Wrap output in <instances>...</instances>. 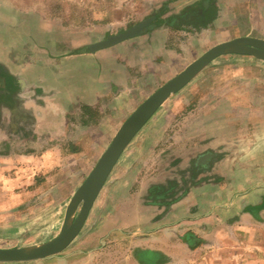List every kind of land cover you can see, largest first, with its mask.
Instances as JSON below:
<instances>
[{
  "label": "rangeland",
  "instance_id": "374dc122",
  "mask_svg": "<svg viewBox=\"0 0 264 264\" xmlns=\"http://www.w3.org/2000/svg\"><path fill=\"white\" fill-rule=\"evenodd\" d=\"M203 1L0 0V40L8 45L0 69L10 76L12 59L25 65L34 56L38 64L46 56L90 52L92 44L143 21L153 27L136 36L156 29L164 50L159 73L137 76L131 92L106 84L96 106L81 104L69 113L60 135L32 133L35 116L43 112L41 93L34 85L23 90L12 76L15 91L0 97V248L56 236L72 194L134 108L212 45L244 36L246 21L234 28L228 20L224 26H202ZM207 1L215 16L220 5L222 16L245 15L239 10L243 6L234 5L240 0ZM0 80L1 87L5 81ZM229 167L243 171L235 180L224 179ZM249 168L261 178L244 180ZM205 184L241 193L264 188V62L251 56L217 57L158 107L120 154L63 251L43 260L0 264H264L261 193L252 198L258 203L241 204L242 221L236 217L238 199L234 210L217 213L210 222L174 228L197 199H186L189 191ZM154 185L166 189L161 204L149 197ZM182 200L187 201L180 213L170 217L172 205ZM143 252L153 254L147 259Z\"/></svg>",
  "mask_w": 264,
  "mask_h": 264
},
{
  "label": "crops",
  "instance_id": "0c3cea01",
  "mask_svg": "<svg viewBox=\"0 0 264 264\" xmlns=\"http://www.w3.org/2000/svg\"><path fill=\"white\" fill-rule=\"evenodd\" d=\"M234 5L243 6L239 10L244 12L245 15L222 16L224 9L220 5L219 14L214 16L212 21L207 24L208 27L216 24L224 26L223 23L228 20V25L234 28L238 22L243 23V21H246L244 36L256 34L257 38L264 39V3L261 0H240L238 2L235 1ZM251 5L252 7L250 8ZM256 5L257 8H254ZM248 12H255V15ZM157 33L158 30L154 29L150 35L134 36L93 53L76 51L56 58L46 56L40 62L38 61V64H35L36 58L34 56L28 57V62L30 63L25 65L15 63L12 59L9 72L12 76L18 78V83H20L23 90H27L29 85H34L35 91L41 93L40 99L39 97L38 99L42 101L43 105L40 108L38 107V109L43 112L42 116H35L37 125H35L32 133H44L47 136L63 134L69 113L81 104L90 107L96 106L100 91H106V84L121 86L123 89L119 91L120 93L131 92L133 91L132 87L137 84V76L144 77L159 73L162 69L164 50L163 41L157 36ZM7 46L4 41L0 40L1 61L4 60L5 55L7 56V53L3 51ZM42 61L44 62L43 64ZM210 147L214 146L210 144ZM223 162V160L220 161V165ZM226 169L229 170L222 177L229 180H235L240 171H243L239 170L240 168L233 169L229 167ZM259 175V172H252L251 168H249L246 172V177L242 178L249 182L261 178ZM235 186L238 188V183H235ZM237 191H229L227 186L223 187L219 184H205L198 188L193 187L187 194L186 199L191 196L197 199L192 206L184 210L187 217L175 220L174 223L179 225H174V228L196 225L200 222H210L217 213L234 210L240 199L239 212L241 215L236 217H240L242 221L246 217V214L243 213L245 210L242 205L250 206L258 203L257 200H252V198L257 196L258 193L264 196V188L256 186L246 192ZM226 198H228V202L220 204ZM183 201L187 200H182L172 205L170 217H175L180 213ZM190 202L192 203V201ZM232 220L237 222L236 219ZM145 245L147 248H154L152 247L153 245Z\"/></svg>",
  "mask_w": 264,
  "mask_h": 264
},
{
  "label": "water",
  "instance_id": "95a60500",
  "mask_svg": "<svg viewBox=\"0 0 264 264\" xmlns=\"http://www.w3.org/2000/svg\"><path fill=\"white\" fill-rule=\"evenodd\" d=\"M148 27H153V25H148L147 21H143L92 44L88 49L94 52L113 46L142 33ZM224 55H247L264 62V39L239 36L214 44L180 72L161 84L138 104L117 128L105 150L68 201L57 235L38 244L0 248V263L43 260L63 251L79 233L106 178L134 135L171 94L180 90L214 59ZM0 72H2L1 69ZM209 156L208 153L199 160L203 161Z\"/></svg>",
  "mask_w": 264,
  "mask_h": 264
},
{
  "label": "trees",
  "instance_id": "16d2710c",
  "mask_svg": "<svg viewBox=\"0 0 264 264\" xmlns=\"http://www.w3.org/2000/svg\"><path fill=\"white\" fill-rule=\"evenodd\" d=\"M201 10L204 12V14L206 16H203V18L201 20L202 21V26H205L207 25L208 23H210L212 21V19L214 18L215 16V8L214 6H212L209 1L206 0V2H202L201 3ZM0 78H3L5 83L3 85V88H4V91L7 93V94H10L12 92L15 91L17 85L16 83L14 82L13 80V77L4 73V72H0ZM205 162V161H204ZM151 189V193L149 195L150 199L152 200L151 202L153 203H158V204H161L162 201L167 198V194L165 193L166 192V189H164L163 186L161 185H154L153 187H150ZM181 195L179 196H176V197H172L171 198V201H174L176 199H178ZM141 254V253H140ZM139 254V255H140ZM143 254L145 256H147V259L149 256H152L153 253L151 252H147V253H144ZM151 254V255H150ZM141 256V255H140ZM140 256H138V259L139 260H143V259H140ZM144 261V260H143Z\"/></svg>",
  "mask_w": 264,
  "mask_h": 264
},
{
  "label": "flooded vegetation",
  "instance_id": "af4514ba",
  "mask_svg": "<svg viewBox=\"0 0 264 264\" xmlns=\"http://www.w3.org/2000/svg\"><path fill=\"white\" fill-rule=\"evenodd\" d=\"M187 18H188V16H187ZM181 20H182L183 22H187V20L184 19V18H181ZM176 23H177V22H176ZM3 93H6V92L4 91L3 86H1V87H0V97H2ZM0 99H1V98H0Z\"/></svg>",
  "mask_w": 264,
  "mask_h": 264
}]
</instances>
